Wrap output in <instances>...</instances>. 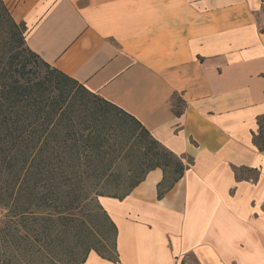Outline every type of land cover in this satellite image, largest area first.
I'll return each mask as SVG.
<instances>
[{
  "label": "crops",
  "instance_id": "1",
  "mask_svg": "<svg viewBox=\"0 0 264 264\" xmlns=\"http://www.w3.org/2000/svg\"><path fill=\"white\" fill-rule=\"evenodd\" d=\"M4 2L41 59L193 159L160 199L161 169L100 198L120 264H264V0Z\"/></svg>",
  "mask_w": 264,
  "mask_h": 264
},
{
  "label": "trees",
  "instance_id": "2",
  "mask_svg": "<svg viewBox=\"0 0 264 264\" xmlns=\"http://www.w3.org/2000/svg\"><path fill=\"white\" fill-rule=\"evenodd\" d=\"M26 33L0 0V264H84L91 252L120 264L118 229L98 198L122 200L161 169L160 199L193 159L46 63ZM258 125L253 142L264 151V117ZM100 216L105 233L94 223Z\"/></svg>",
  "mask_w": 264,
  "mask_h": 264
},
{
  "label": "rangeland",
  "instance_id": "3",
  "mask_svg": "<svg viewBox=\"0 0 264 264\" xmlns=\"http://www.w3.org/2000/svg\"><path fill=\"white\" fill-rule=\"evenodd\" d=\"M100 198H102V197L98 198V203L103 208V206L101 205V202H100ZM103 210L106 212V210L104 208H103ZM96 211H98V213L102 214L101 209L99 210L97 208ZM94 223L98 226V227H96V229L98 228L99 230H101V232L105 233V232L110 230L108 223L104 220V216H103V219H102V216L95 218ZM87 229H91V228H87ZM110 236H112V233H110ZM99 238L100 237L98 235H95V234L90 237V239L93 240L94 243L96 242V240L98 241ZM98 247H100V245H98ZM185 262H186V264H195V261L191 257H186ZM36 263H38V262H36Z\"/></svg>",
  "mask_w": 264,
  "mask_h": 264
}]
</instances>
